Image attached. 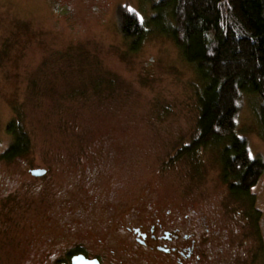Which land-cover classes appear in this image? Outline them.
I'll list each match as a JSON object with an SVG mask.
<instances>
[{
  "label": "rangeland",
  "instance_id": "374dc122",
  "mask_svg": "<svg viewBox=\"0 0 264 264\" xmlns=\"http://www.w3.org/2000/svg\"><path fill=\"white\" fill-rule=\"evenodd\" d=\"M56 1L69 12L50 0H0V155L15 116L31 139L27 154L0 160V264H56L77 245L103 264H175L146 249L142 261L123 225L185 220L192 209L214 223L199 229L195 261L264 264V175L252 190L257 240L226 193L220 149L202 145L193 160H176L199 136L195 69L164 34L150 33L133 52L120 33L118 8L129 4L147 19L151 1ZM252 101L236 132L264 159ZM41 168L44 176L32 174Z\"/></svg>",
  "mask_w": 264,
  "mask_h": 264
},
{
  "label": "trees",
  "instance_id": "16d2710c",
  "mask_svg": "<svg viewBox=\"0 0 264 264\" xmlns=\"http://www.w3.org/2000/svg\"><path fill=\"white\" fill-rule=\"evenodd\" d=\"M150 1L154 13L147 19L122 4L119 30L133 52L139 51L150 33L168 36L197 73L199 136L177 151L176 160L184 156L193 160L202 145L220 149L217 156L226 193L240 203L237 210L253 224L255 239H261L262 215L252 190L264 175V159L252 157L247 138L236 130L253 95L264 139V0ZM50 2L53 7L58 4ZM7 131L13 141L0 160L13 161L29 152L31 139L16 116ZM258 246L262 251L263 245Z\"/></svg>",
  "mask_w": 264,
  "mask_h": 264
},
{
  "label": "flooded vegetation",
  "instance_id": "af4514ba",
  "mask_svg": "<svg viewBox=\"0 0 264 264\" xmlns=\"http://www.w3.org/2000/svg\"><path fill=\"white\" fill-rule=\"evenodd\" d=\"M56 1V0H55ZM56 6H59L58 8ZM55 11L61 14H66L69 12V8L66 5H55ZM1 185V183H0ZM197 210L192 209L190 213H186L185 220L178 216H168L167 220L160 225L152 223L150 226L143 223H138L136 220L134 222H129L123 225L124 234L128 233L132 236L134 240L133 253L141 257L143 261L146 256L140 255L141 249H146L145 251L151 253V255L156 259H166L169 262L175 264H199L198 260H194L193 253H196L197 245L200 247V241L203 238L202 231L199 230L201 227L206 228V231L211 230L214 223L209 225V218L206 212H197ZM171 211H168L170 213ZM144 219V218H143ZM190 222L188 230L192 232H185L184 224ZM138 223V224H137ZM200 231V232H199ZM215 236V235H214ZM102 241V240H99ZM103 242V241H102ZM206 251L209 250L208 257L211 259H217L219 256L216 254V249L213 248L212 243L204 246ZM83 250V252H82ZM86 248L81 245H77L70 250L66 251L63 257L56 258V263L60 260L61 263H71L72 258L80 253L88 255ZM143 251V250H141ZM128 254H131L130 252ZM90 257V256H89ZM163 264H168L167 262Z\"/></svg>",
  "mask_w": 264,
  "mask_h": 264
},
{
  "label": "water",
  "instance_id": "95a60500",
  "mask_svg": "<svg viewBox=\"0 0 264 264\" xmlns=\"http://www.w3.org/2000/svg\"><path fill=\"white\" fill-rule=\"evenodd\" d=\"M32 174L36 177L44 176L47 173V169H33L31 170ZM66 264V263H64ZM71 264H102L98 258H88L84 254L75 255L72 258Z\"/></svg>",
  "mask_w": 264,
  "mask_h": 264
},
{
  "label": "bare ground",
  "instance_id": "6f19581e",
  "mask_svg": "<svg viewBox=\"0 0 264 264\" xmlns=\"http://www.w3.org/2000/svg\"><path fill=\"white\" fill-rule=\"evenodd\" d=\"M253 157V156H252ZM224 183V182H223ZM224 186H225V183H224ZM196 210V209H195ZM199 211V210H198ZM238 211V210H237ZM199 212H201V211H199ZM239 212L240 211H238L237 213L239 214ZM207 214V213H206ZM208 215V214H207ZM239 215H242V213H240ZM80 254H83V253H80ZM78 255V254H77ZM84 255H86V254H84ZM88 258H97V257H89L88 255H86ZM71 263H72V261H71ZM71 263H66V264H71ZM102 263V262H101ZM61 264H64V263H61ZM103 264V263H102Z\"/></svg>",
  "mask_w": 264,
  "mask_h": 264
}]
</instances>
